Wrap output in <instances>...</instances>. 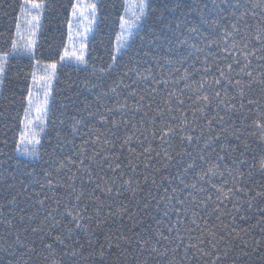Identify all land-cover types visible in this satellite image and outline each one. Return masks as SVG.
I'll list each match as a JSON object with an SVG mask.
<instances>
[{
  "label": "snow or ice",
  "instance_id": "obj_1",
  "mask_svg": "<svg viewBox=\"0 0 264 264\" xmlns=\"http://www.w3.org/2000/svg\"><path fill=\"white\" fill-rule=\"evenodd\" d=\"M154 2L125 0L124 15L118 17L120 32L114 54H109V62L97 67L90 63L94 57L89 54L88 40L97 24L100 0L87 4L69 0L68 43L62 54L53 53L58 60L48 64L35 59L46 5L41 0H23L14 38L9 37L10 52L0 54V93L10 54L35 61L42 74H30L31 86L21 99L23 130L14 148L26 159L25 167L41 158V134L46 128L66 123L56 112L75 103L73 93L66 95L58 107L52 106L57 99L54 84L58 83V64L74 66L73 71L83 67L97 80L114 75L116 78L106 89L102 83L85 85L89 91L99 89L96 102L105 98L112 102L100 103L95 110L85 105L87 119L79 114L69 118L71 134L83 137L79 145L74 140L60 139L56 132L53 152L72 143L71 154L46 161L49 166L41 168L42 177L35 167L25 173L39 188L33 189L34 204L32 196L25 197L35 211L29 213L21 208L18 195L7 199L8 206L19 210L16 213L7 207L8 214L0 218L6 235L14 237L4 251L12 257L19 256L8 264H27L25 256L39 259L44 252L48 253L43 256L47 261L58 254L57 249L69 259H84L83 250L87 249L90 256H98L100 264H104L123 245L133 244L136 252L147 250L161 256L182 252L188 264L193 259L196 264H225L229 258L231 264H238L240 258L250 260L253 255L264 260V155L258 162L254 153L251 160L245 158L246 153L253 152L249 138L264 145V106L249 95L257 87L264 92V27L257 24L254 34L241 31V22L245 28L251 27L245 20L247 0H211L212 14L225 22L221 31H217L216 20L203 16L200 27L180 20L167 25L170 30L173 25L176 29V58H168L166 64L184 65L192 60L182 72L181 68H170L179 76L157 78L150 67L146 75L127 64L121 72L124 57L140 63V52L133 44L145 40V28L153 32L147 21ZM169 3L179 7V0H165L166 7ZM257 6H264V0ZM204 8H208L207 3ZM22 17L26 36L21 34ZM201 39L203 46L198 47ZM147 42L153 45L156 39ZM172 54L170 47L169 55ZM130 72L135 78L126 83ZM196 76L198 79H194ZM139 82L144 83L143 88ZM61 91L72 92V84ZM82 127L87 131L81 132ZM3 143L7 144V140ZM88 145L92 146L90 151ZM192 147L197 149L195 155L189 150ZM21 163L17 159L16 167ZM257 170L262 176L259 182L254 178ZM4 211L5 207L0 206V213ZM141 211L155 226L146 223ZM153 211L160 215H152ZM41 212L42 219L33 226L31 222ZM253 218L255 224L243 226ZM17 219L21 224L28 221V226L17 228L13 222ZM125 219L130 222L127 227ZM256 228L260 239L252 236ZM21 231L35 239L22 238ZM161 242L167 244L158 247ZM128 251L123 248L119 255ZM51 264L59 261L52 259Z\"/></svg>",
  "mask_w": 264,
  "mask_h": 264
},
{
  "label": "trees",
  "instance_id": "obj_2",
  "mask_svg": "<svg viewBox=\"0 0 264 264\" xmlns=\"http://www.w3.org/2000/svg\"><path fill=\"white\" fill-rule=\"evenodd\" d=\"M41 2L46 5V8L42 15V27L39 32V44L35 59L39 60L41 64H48L53 60H58V57L54 56L53 53L60 51L62 54L63 47L67 44V21L70 19L68 9L69 0H41ZM124 2L125 0H100L98 4V23L95 33L88 45L89 54L94 57V59L90 60V63H95L97 67L109 62V54H114L117 36L120 31L118 17L124 15L122 7ZM22 3L23 0H0V54L10 52L11 41L9 37L14 38L15 24L18 15H20L19 10ZM205 3L208 4L207 9L204 8ZM259 3L260 0H247L245 10L248 12V15L245 17V20L251 27L245 28L244 23L241 22L239 27L242 32L247 31L249 34H254L257 24L264 27V6H257ZM152 7L154 10L151 12L147 23L152 26L153 32L150 33L149 29L145 28L142 33L145 36V40H137L133 44V47L140 52V63L136 64L134 61L129 62L128 58L124 57L121 63V72L124 70L123 65L127 64L128 68H136L146 75L147 72L145 70L150 67L152 74L157 78H160L161 75L165 78L169 76L176 78L180 73L170 72V68L178 67L181 68L182 72L184 67L192 63V60L190 58L184 65L175 64L169 66L166 64L168 58L173 60L176 58L174 55L176 29L173 25L170 30L167 25L180 20L200 27L201 16H203L205 19L216 20L219 26L217 28L218 32L225 26V22L221 20L219 16L212 14L214 9L211 7V0H179V7H175L172 3L167 4L166 7L165 0H155ZM173 8H175L174 11L168 10ZM253 12H255V16L252 15ZM161 16L163 17L162 20L160 19ZM150 38L156 39V43L153 45L148 44L147 41ZM190 42L197 43L196 40H191ZM197 46H203L202 39L197 43ZM170 47L173 52L171 56L169 55ZM144 53H147V55H144ZM196 55L201 56V58L203 57L202 53H196ZM157 61L159 62V67L157 66ZM8 62L4 90L0 93V206L5 207V211L0 213V218L8 214L7 207H12L14 212L18 213L19 210L16 206L7 205V199H10L13 195H18V204L21 208H26L29 213L35 211V209L29 205L25 197L32 196V203L34 204L36 197L32 195L33 189L39 191V188L32 183L33 178L26 176L25 173L31 172L32 168L35 167L37 173L42 177L43 173L41 172V168H47L49 166L46 161L55 159L56 157L62 158L64 155L71 154V150L74 147L72 143H66L62 146V150L56 149V151L53 152L57 144L56 132L59 131L60 139L66 138L67 141L74 140L75 145H79L83 137L79 133L75 135L71 134L69 118L79 114L87 119L86 114L88 109L85 108V105H91L92 110H95L100 103L111 104L112 102L111 98H105V100L101 102H96L95 94L99 89L89 91V87L85 85L88 84L90 86L92 83H102L106 89L107 86L112 83V80L116 78L114 75L112 77H104L102 80H97L90 71L84 70V68H81L80 71H73L72 67L74 66L66 68L62 65L58 67V83L54 84V87L57 89V99L53 102L52 106L54 108L58 107L65 102L64 97L66 95H72L73 93L75 94V103L70 104L66 110H58L56 112V115L65 119L66 123L63 126L49 125L46 128L41 140V158L32 161L28 167H25L24 164L27 163V161L20 158L14 148L19 133L22 131L21 120L23 105L21 99L26 95L27 89L31 86L30 74L35 71L36 66L33 59L20 55L12 56ZM255 63L256 61L253 60V64ZM199 66L200 65L197 64V67ZM97 75H99V73H97ZM134 78L135 74L130 72L129 77H125V82L130 83L131 79ZM194 79H198V76L194 77ZM70 83L72 84V92L61 91ZM139 86L143 88L144 83L139 82ZM180 87H183V82H181ZM249 95L258 99L260 104L264 106V92H261L259 87L253 92H250ZM129 102H132L131 99ZM101 111H103V108H101ZM236 123L239 124V121H236ZM84 131H87V129L82 127L81 132ZM217 131H219V129H217ZM5 139L7 140V144L3 143ZM233 143H235V141H233ZM248 143L253 149V152L246 153L245 158L251 160L254 153L258 162L260 156L264 155V145L252 138L248 139ZM87 147L90 151L92 146L88 145ZM177 150H179V147H177ZM189 150L192 151L194 155L197 152V149L194 147L189 148ZM17 159L23 161L20 167H16ZM185 159H187V157H185ZM197 163L201 164L202 162L197 161ZM209 163H211V161ZM225 163L228 162L225 161ZM202 166L207 168L208 165ZM244 171H247V168H245ZM164 174L167 173L164 172ZM60 175L64 176V173L62 172ZM13 177H15V179H13ZM254 178L258 182L262 180L261 173L258 170L254 172ZM157 179L159 180V174L157 175ZM22 181L26 183L22 184ZM9 185H14V187H9ZM29 185H31V187H29ZM77 186H79V181H77ZM60 191L63 192L64 190L61 189ZM154 203L153 201V204ZM133 211H136V209L133 208ZM43 215L44 214L41 212L38 219L31 222L33 226L42 219ZM152 215L158 217L160 214L153 211ZM258 215L259 213L255 214V216ZM140 216L143 217L146 223L155 226L154 221L142 211L140 212ZM13 222L16 224L17 228L21 229L27 227L29 223L25 221L24 224H21L18 219ZM124 223L126 227L130 225L127 219H125ZM255 223L256 219L253 218L248 223L243 224V226L248 227L249 224ZM137 231H139V229H137ZM128 234L131 235V233ZM21 236L25 239H35L34 236H30V234L24 233L23 231H21ZM252 236L256 237V239H260L258 228L252 230ZM13 239L14 237L6 235L5 226L0 224V264H8L9 260L19 259V256L12 257L4 251L5 248L9 247ZM166 244L167 242H161L158 247H164ZM123 248L129 249V251L124 252L123 255H119V252L123 251ZM134 249L135 244L131 246L123 245L121 250H117V254L109 255L104 264H170V262L171 264H188V262L183 260L182 252L176 255L169 253L167 256H161L147 250L136 252ZM57 252L58 254L55 257H49L47 261L43 259V256L48 255L47 252H44L43 256L39 259L33 258L29 260L27 256L23 259L27 261V264H51L52 259L58 260L59 264H100L99 257L90 256L89 250L87 249L83 250L84 259H80V257L69 259L68 257H64L63 254L59 252V249H57ZM192 264H196L194 259L192 260ZM225 264H231V258L225 261ZM238 264H264V260L253 255L250 260L248 258H240Z\"/></svg>",
  "mask_w": 264,
  "mask_h": 264
},
{
  "label": "rangeland",
  "instance_id": "obj_3",
  "mask_svg": "<svg viewBox=\"0 0 264 264\" xmlns=\"http://www.w3.org/2000/svg\"><path fill=\"white\" fill-rule=\"evenodd\" d=\"M82 2L83 3H92L93 2V0H82ZM30 18V17H29ZM126 18H128V17H126ZM41 23H42V18H41ZM97 23H98V17H97ZM87 25V21H85V26ZM96 27H97V24L94 26V29L96 30ZM95 30H94V32L93 33H91L90 35H89V40H88V45H89V42L91 41V39H92V37H93V35H94V33H95ZM120 32V31H119ZM21 34L22 35H27V27H26V25H25V23H24V20H23V17L21 18ZM67 43H68V41H67ZM67 45V44H66ZM116 46H117V41H116ZM15 55H20V54H15ZM21 56H24V55H21ZM24 57H27V56H24ZM29 58V57H28ZM9 57H8V61H9ZM61 64H58V66H60ZM58 68V67H57ZM6 69H7V67H6ZM36 71H37V73L38 74H42L41 72H40V70H39V67L38 66H36ZM56 72H57V70H56ZM22 130H23V125H22ZM45 133V132H44ZM44 133L43 134H41V140H42V138H43V135H44ZM19 156L21 157V158H23V159H25L24 157H22L21 155H20V153H19ZM26 160V159H25Z\"/></svg>",
  "mask_w": 264,
  "mask_h": 264
}]
</instances>
